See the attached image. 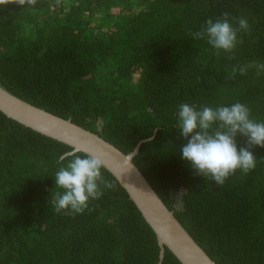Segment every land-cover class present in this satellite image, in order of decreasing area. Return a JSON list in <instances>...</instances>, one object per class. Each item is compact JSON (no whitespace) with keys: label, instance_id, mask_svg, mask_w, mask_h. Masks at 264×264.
Wrapping results in <instances>:
<instances>
[{"label":"trees","instance_id":"trees-1","mask_svg":"<svg viewBox=\"0 0 264 264\" xmlns=\"http://www.w3.org/2000/svg\"><path fill=\"white\" fill-rule=\"evenodd\" d=\"M224 12L244 17L232 53L191 33ZM264 0H3L0 86L102 138L132 162L215 264H264V148L256 167L218 186L182 158L181 103L250 109L264 122ZM246 143L237 137V145ZM73 148L0 112V264H181L160 247L126 191L103 166L102 196L57 213L55 173Z\"/></svg>","mask_w":264,"mask_h":264},{"label":"clouds","instance_id":"clouds-1","mask_svg":"<svg viewBox=\"0 0 264 264\" xmlns=\"http://www.w3.org/2000/svg\"><path fill=\"white\" fill-rule=\"evenodd\" d=\"M3 0H0L2 3ZM23 4L24 0H20ZM31 3V0H29ZM244 17L231 18L224 12L221 18L208 19L201 30L191 33L194 39L206 40L216 54L232 53L238 43V34L248 29ZM254 70L256 75L264 74V63L252 61L243 66H233V76L238 72L245 75ZM176 128L187 141L181 148L182 158L193 171L223 185L237 170L248 173L256 167L254 147L264 148V122L251 118L247 105L236 102L230 106L209 107L181 103L177 113ZM246 143L237 145V137ZM66 155L59 157L61 166L55 173L56 188L51 203L57 213H82L90 199L102 196L100 185L111 188L102 176V162L95 155L73 156L66 166Z\"/></svg>","mask_w":264,"mask_h":264},{"label":"water","instance_id":"water-1","mask_svg":"<svg viewBox=\"0 0 264 264\" xmlns=\"http://www.w3.org/2000/svg\"><path fill=\"white\" fill-rule=\"evenodd\" d=\"M0 112L27 128L69 145L73 148L72 153L97 156L154 231L161 260L164 247H167L181 264H215L182 228L133 164L138 148L123 154L99 136L16 98L1 86Z\"/></svg>","mask_w":264,"mask_h":264}]
</instances>
